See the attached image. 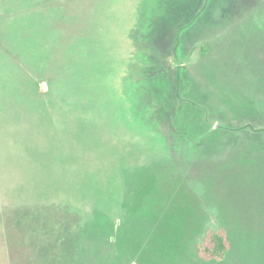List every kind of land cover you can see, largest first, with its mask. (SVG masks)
Wrapping results in <instances>:
<instances>
[{
    "label": "rangeland",
    "instance_id": "rangeland-1",
    "mask_svg": "<svg viewBox=\"0 0 264 264\" xmlns=\"http://www.w3.org/2000/svg\"><path fill=\"white\" fill-rule=\"evenodd\" d=\"M0 264H264V0H0Z\"/></svg>",
    "mask_w": 264,
    "mask_h": 264
},
{
    "label": "trees",
    "instance_id": "trees-1",
    "mask_svg": "<svg viewBox=\"0 0 264 264\" xmlns=\"http://www.w3.org/2000/svg\"><path fill=\"white\" fill-rule=\"evenodd\" d=\"M66 225L71 226V219L67 217ZM66 247H69V238L64 239ZM232 248V243L227 229L223 226L216 231L208 230L204 233L202 240L197 245V256L203 261L225 260Z\"/></svg>",
    "mask_w": 264,
    "mask_h": 264
}]
</instances>
